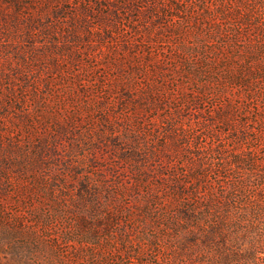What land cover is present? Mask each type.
I'll return each instance as SVG.
<instances>
[{"label": "rangeland", "instance_id": "1", "mask_svg": "<svg viewBox=\"0 0 264 264\" xmlns=\"http://www.w3.org/2000/svg\"><path fill=\"white\" fill-rule=\"evenodd\" d=\"M0 8V264H179L149 192L201 161L187 191H225L219 152L256 146L264 167V0Z\"/></svg>", "mask_w": 264, "mask_h": 264}, {"label": "trees", "instance_id": "2", "mask_svg": "<svg viewBox=\"0 0 264 264\" xmlns=\"http://www.w3.org/2000/svg\"><path fill=\"white\" fill-rule=\"evenodd\" d=\"M230 109L228 106L217 113V119L228 126L236 114L232 107ZM263 115L264 112L259 115L252 140L244 131L238 138L251 143L263 141ZM145 154L147 157L150 152L145 151ZM219 155L224 156L222 161L228 164L221 169L222 172L218 171L220 178L229 180V185H220L225 191H187L188 179L201 182L205 177L206 168L201 161L196 169L184 174L186 182L175 180L177 191H170V196L168 191L149 192L151 198L146 202L147 206L161 207L164 204L175 210L176 227H163L164 236L169 238L173 248L172 262L264 264V167H258L263 164L259 160L260 150L252 146L241 148L236 155L229 157L225 156V151ZM155 174L166 182V175L161 170ZM163 187L165 183L157 188Z\"/></svg>", "mask_w": 264, "mask_h": 264}]
</instances>
